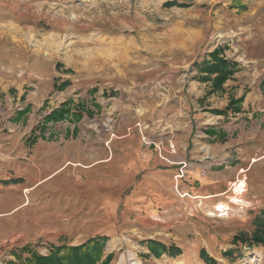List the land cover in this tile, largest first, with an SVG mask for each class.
I'll return each instance as SVG.
<instances>
[{
    "label": "rangeland",
    "instance_id": "1",
    "mask_svg": "<svg viewBox=\"0 0 264 264\" xmlns=\"http://www.w3.org/2000/svg\"><path fill=\"white\" fill-rule=\"evenodd\" d=\"M171 1L0 0V84L29 89L38 81L62 79L56 72L67 73L73 83L93 92L103 89L111 98L94 116L84 114V162L100 161L78 166L79 180L66 184L71 193L77 189L76 199L63 202V195L51 196L45 185L32 197L35 216H44L53 223L44 228L57 231L39 234L37 226L33 233L30 224L25 234L14 227L0 243V264L28 244L47 254L54 245H80L103 235L109 240L101 260L110 254L109 264H208L200 256L202 249L216 264H264V246L250 250L234 242L236 235H252L257 216L264 212V162L247 179L236 181L237 194L231 185L216 201L187 192L194 184L185 178L187 166L181 170L185 162L171 177L161 176L156 154L147 166L136 163L124 169L128 159H139V147L117 149L113 160H103L111 141L129 127L145 133V147L155 146L153 140L161 135L168 141L172 131L174 141L181 140L190 119L188 93L197 80V66L210 61V53L219 48L221 56L236 64L232 79L251 101V120L264 130V87L259 89L264 81V0ZM193 99L192 117L200 103ZM2 172L0 187L6 190L8 175ZM61 176L63 172L56 180ZM241 180L242 195L237 188ZM14 197L5 200L9 196L2 193L0 211L20 202V196ZM222 202L230 208L216 211ZM63 206L68 226L62 223ZM31 210L26 207L25 215ZM150 240L181 253L157 257L149 249ZM229 250L231 256H225Z\"/></svg>",
    "mask_w": 264,
    "mask_h": 264
},
{
    "label": "crops",
    "instance_id": "2",
    "mask_svg": "<svg viewBox=\"0 0 264 264\" xmlns=\"http://www.w3.org/2000/svg\"><path fill=\"white\" fill-rule=\"evenodd\" d=\"M200 68L198 65L197 80L188 93L191 97L187 109L190 119L181 132V140L175 138L174 141L175 134L172 131V135L168 136L169 142L161 135L153 140L155 146L145 147V133L129 127L128 132L111 141L107 158L103 160H113L117 149L126 152L139 147L135 152L139 154V159H128L124 163V169L131 168L136 163H141L140 167L147 166L156 154L161 176L171 177L178 174V164L185 162V178L194 184H189L187 192L195 193L203 199L219 201L233 182L243 176L247 179L248 172L258 163L264 162V130H261V124L258 126L251 120L252 113L247 112L251 101L243 90L237 89L238 82L232 79L237 77V72L227 80L222 90L212 91V81L204 78L205 73L200 72ZM58 76L63 78L51 84L38 81L29 89L0 84V169L3 171L1 174L8 175L9 182L6 190L0 187V195L7 193L9 198L5 200H12V194L15 195L14 198L20 196V202L14 208L0 211V243L5 240L4 236L14 231V227L16 231L25 234L30 231V224L33 233L37 226L39 234L57 231L52 226L51 229L44 228L53 225L50 221H44V216H35L32 197L35 198L36 192L45 185V191H49L51 196L60 194L63 195V202L74 201L78 191L75 189L71 193L66 184L71 180H79L77 167H91L100 161L84 162L85 132L82 122L84 114L94 116V111L100 110L111 98L105 96L103 89L93 92L73 83L68 80L70 76L67 73L56 72L55 77ZM261 86L264 87V81H260L259 89ZM221 96L224 100L218 105L217 99ZM193 97H198L197 102L200 103L197 104L198 112L192 117ZM240 98L242 101L232 104L226 113L215 112L225 110L231 99ZM62 106L69 110L63 118L49 116L54 109ZM178 134L180 135V131H177L175 137ZM169 143L174 146L172 149ZM160 154L162 157L166 156L167 161ZM62 172L63 177L56 180ZM260 174L261 172H257V177L263 176ZM26 207L32 209L27 213L28 216L24 213ZM66 209L63 206L62 223L68 226L69 218L64 213ZM8 216H12L14 221H9ZM74 216L75 214L69 217ZM26 225L28 229L25 230ZM43 229L46 230L42 232Z\"/></svg>",
    "mask_w": 264,
    "mask_h": 264
},
{
    "label": "trees",
    "instance_id": "3",
    "mask_svg": "<svg viewBox=\"0 0 264 264\" xmlns=\"http://www.w3.org/2000/svg\"><path fill=\"white\" fill-rule=\"evenodd\" d=\"M176 0L168 4H176ZM185 5V4H184ZM210 61L205 60L201 65L200 72L205 73V79L212 81L213 91L222 90L227 80L231 79L236 72V64L221 56V49H215L209 55ZM240 99H231L225 110H216L217 114H224L232 107V104L241 102ZM69 112L68 109H54L49 116L55 118H63ZM255 223L257 227L252 235L239 234L234 237L235 243L246 245L248 249L255 246H264V212L257 216ZM109 237L107 235L95 236L89 238L80 245H57L52 246L50 252L42 254L33 249L31 245H25L13 250L14 258L4 260L1 264H109L111 255L109 254L104 260L102 254ZM149 249L157 257L164 252L170 256H177L181 253V249L175 246L167 247L161 242L150 240ZM201 258L206 260L208 264H216L217 260L211 257L205 249L200 252ZM225 256H231V250L225 252Z\"/></svg>",
    "mask_w": 264,
    "mask_h": 264
},
{
    "label": "bare ground",
    "instance_id": "4",
    "mask_svg": "<svg viewBox=\"0 0 264 264\" xmlns=\"http://www.w3.org/2000/svg\"><path fill=\"white\" fill-rule=\"evenodd\" d=\"M244 180H241V182H238L237 183V188H238V190L241 192L242 190H243V185H244ZM233 199L235 200H238L239 199V197H237V196H234L233 197ZM230 208V206L227 204V203H225V202H222V203H219V204H217L216 205V211H218V212H221V211H226V210H228Z\"/></svg>",
    "mask_w": 264,
    "mask_h": 264
},
{
    "label": "built area",
    "instance_id": "5",
    "mask_svg": "<svg viewBox=\"0 0 264 264\" xmlns=\"http://www.w3.org/2000/svg\"><path fill=\"white\" fill-rule=\"evenodd\" d=\"M140 129H141V127H140ZM111 141V140H110ZM174 146L171 144V149L173 148ZM187 166V164L185 163V165H184V167H182L181 168V170H183V168H185ZM178 176H182V174L180 175H178ZM238 181V180H237ZM236 183V181L235 182H233V184H232V186H233V190H234V192H235V194H237V192L235 191V187H234V184ZM245 192V185H243V190L239 193V194H243Z\"/></svg>",
    "mask_w": 264,
    "mask_h": 264
}]
</instances>
